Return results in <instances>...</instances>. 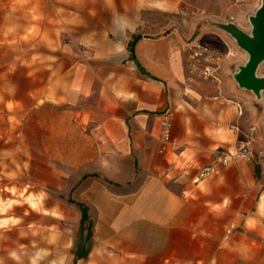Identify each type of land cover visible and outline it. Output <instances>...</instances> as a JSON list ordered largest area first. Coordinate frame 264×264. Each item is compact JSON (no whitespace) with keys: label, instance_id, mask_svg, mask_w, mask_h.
Segmentation results:
<instances>
[{"label":"crops","instance_id":"0c3cea01","mask_svg":"<svg viewBox=\"0 0 264 264\" xmlns=\"http://www.w3.org/2000/svg\"><path fill=\"white\" fill-rule=\"evenodd\" d=\"M60 1L58 37L86 48L61 70L35 58L24 76L36 80L31 97L51 102L40 146L72 166L89 206L92 238L77 264H264V90L235 80L248 55L223 56L218 76L201 78L179 58L184 39L147 35L151 9L168 0ZM45 4L54 22V2ZM29 7L36 18L37 0ZM30 39L40 41L37 32ZM166 122L178 148L163 152ZM239 141L252 160L194 182Z\"/></svg>","mask_w":264,"mask_h":264},{"label":"rangeland","instance_id":"374dc122","mask_svg":"<svg viewBox=\"0 0 264 264\" xmlns=\"http://www.w3.org/2000/svg\"><path fill=\"white\" fill-rule=\"evenodd\" d=\"M29 1L0 0V264H77L89 246L94 224L90 218L91 226L89 221L82 223L81 209L71 201H80L82 187L75 182L72 166L62 161L61 153L45 152L40 146L48 133L43 130V111L50 110L51 102L31 97L36 80L25 78L24 71H29L35 58L41 67L56 62L61 70L78 57V47L84 51L86 45L77 38L58 37L64 31L60 0H49L54 2V22L52 16L48 19L46 0H37L36 23ZM262 4V0H168L159 12L151 9L148 19L154 23L147 35L184 39L179 58L194 54V40L211 43L222 55L214 72L218 76L223 56L248 55L222 26L230 22L251 32L250 17ZM157 25L162 29L157 30ZM32 32H37L40 41L24 40ZM38 42L41 55H33V43ZM177 48L176 44L170 51L178 54ZM258 75H264V61ZM38 76L40 81L50 73ZM240 144H248L253 155L248 142L239 141L234 147ZM29 197L40 206L33 207Z\"/></svg>","mask_w":264,"mask_h":264},{"label":"built area","instance_id":"2783aa9c","mask_svg":"<svg viewBox=\"0 0 264 264\" xmlns=\"http://www.w3.org/2000/svg\"><path fill=\"white\" fill-rule=\"evenodd\" d=\"M192 50L194 54L190 57L191 69L193 73L202 78L209 79L215 77L216 64L222 58L219 51L215 49L209 42H203L201 39L194 40ZM205 62V63H202ZM218 67V66H217ZM171 124L169 122L164 123L161 140L163 146L161 151L166 150L168 145L172 144L173 146L177 145V142L173 139L171 134ZM254 155L250 146L247 144H240L231 149L230 151H222L216 155L213 162L201 168L199 175L194 178V182H199L206 176L216 173V170L219 165L229 164L238 160H250Z\"/></svg>","mask_w":264,"mask_h":264},{"label":"water","instance_id":"95a60500","mask_svg":"<svg viewBox=\"0 0 264 264\" xmlns=\"http://www.w3.org/2000/svg\"><path fill=\"white\" fill-rule=\"evenodd\" d=\"M254 16H251V32L228 22L222 28L232 34L238 46L248 52V59L235 74V80L243 88L260 95L264 90V75H258L261 63L264 61V0Z\"/></svg>","mask_w":264,"mask_h":264},{"label":"trees","instance_id":"16d2710c","mask_svg":"<svg viewBox=\"0 0 264 264\" xmlns=\"http://www.w3.org/2000/svg\"><path fill=\"white\" fill-rule=\"evenodd\" d=\"M139 36H135L134 38V42L137 40ZM72 202H74L77 206L80 207L81 209V220L82 223H85L87 221H89V225L91 226L92 222L89 220V206L86 205V203L82 202V201H74L71 200Z\"/></svg>","mask_w":264,"mask_h":264},{"label":"bare ground","instance_id":"6f19581e","mask_svg":"<svg viewBox=\"0 0 264 264\" xmlns=\"http://www.w3.org/2000/svg\"><path fill=\"white\" fill-rule=\"evenodd\" d=\"M29 201H30V203H31V205H32L33 207H39V206H40L39 201L36 200V199L34 200V199H32V198L29 197Z\"/></svg>","mask_w":264,"mask_h":264}]
</instances>
